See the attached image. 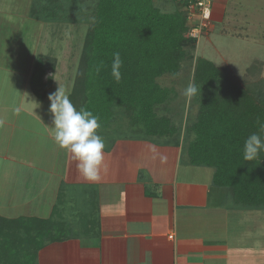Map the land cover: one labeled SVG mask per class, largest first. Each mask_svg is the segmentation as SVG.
Masks as SVG:
<instances>
[{"label":"crops","instance_id":"0c3cea01","mask_svg":"<svg viewBox=\"0 0 264 264\" xmlns=\"http://www.w3.org/2000/svg\"><path fill=\"white\" fill-rule=\"evenodd\" d=\"M247 1L233 0L230 7L232 0H213L212 12L220 13L223 26L226 22L246 33L254 26L263 29V8L257 10L259 24L237 11ZM21 25L9 16L7 35L0 30V73L15 76L19 86L24 83L23 90L36 96L30 83L32 51L29 39L21 37ZM261 64L264 70V60ZM5 92L0 88V95ZM24 110L21 97L19 103L0 99V139L6 142L0 148V215L46 218L57 210V218L72 219L66 239L38 251L39 264H263V229L255 224L261 219L231 204L228 189L213 183V168L190 163L183 143L148 136L111 139L104 149L108 170L90 181L80 174L71 153L55 144L49 115L34 113L51 141L47 150H36L34 143L11 145L22 119L9 113ZM31 158L33 164L26 162ZM62 182L84 193L73 199L77 191L72 195L64 187L60 195ZM13 208L18 210L13 216L4 215Z\"/></svg>","mask_w":264,"mask_h":264},{"label":"trees","instance_id":"16d2710c","mask_svg":"<svg viewBox=\"0 0 264 264\" xmlns=\"http://www.w3.org/2000/svg\"><path fill=\"white\" fill-rule=\"evenodd\" d=\"M62 2L66 3L46 0L42 11L54 14L53 8ZM182 3L186 6L187 0ZM189 27L184 11H161L152 0H96L82 49L80 67L85 69L69 99L102 124L119 105L132 112L131 121L141 124L145 136L174 137L177 130L171 119L154 111L171 95V88L157 78L178 71L188 49L195 46L197 39L187 34ZM116 51L123 60L118 83L110 67ZM43 66L42 59L35 60L30 76L40 99L47 87L41 83ZM193 75L203 100L187 128L193 135L185 144L190 163L213 168V183L227 188L236 204L264 207V152L253 161L243 159L244 140L258 132V118L264 122V93L261 97L254 88L225 81L220 68L203 57L197 58ZM56 211L48 218L0 215V264H37L45 244L66 239L67 225L55 217Z\"/></svg>","mask_w":264,"mask_h":264},{"label":"rangeland","instance_id":"374dc122","mask_svg":"<svg viewBox=\"0 0 264 264\" xmlns=\"http://www.w3.org/2000/svg\"><path fill=\"white\" fill-rule=\"evenodd\" d=\"M65 1L69 3L67 6H69L71 10L66 9V3L62 2L60 4L58 3L57 7L53 8L55 9V13L51 14L49 12L50 4L48 6V16L46 11H42L46 4V0H0V30H3V32L6 31V29L4 30V23L9 16L16 19L18 27L20 21H22L23 25L21 26L23 33H19H21V37L23 36L24 42L27 41V38L29 39V48L32 51V62L38 59H42V62H44V72L41 77V83L43 86H47L45 88L48 90L45 101L43 102L42 99L34 96L30 90H26V88L23 90L24 83L21 81L19 86L15 76L12 77L5 75L3 72L0 73V88L6 90L4 94L0 95V99L6 100L7 102L19 103L21 97L25 108L24 111H10L9 113L13 119H22L20 120L21 128L17 129V131L11 135V145L26 146V144L32 145L34 143L36 145V150L43 147L47 150L46 147L51 144V141L45 136L46 131L40 122L37 121L36 118L38 117H36L34 113H43L45 117L49 115L50 119H52V114L49 111L50 94L56 92L58 89H66L73 94V88L77 86L78 75L84 72L83 70L85 67L82 69L80 67L82 49L86 38V32L91 23L93 6L96 0ZM152 2L154 6L158 7L161 11H184L188 23L192 28L198 23L206 24V27L202 29L201 33L196 38L197 41L195 46L188 49V56L180 61L178 71L175 73H167L157 78L162 86L171 88V95L164 103L155 105L154 111L159 116L169 117L176 126L177 133L174 137H148L156 138L155 140L162 143L168 141L170 144L173 143L174 145L180 143L185 145L193 136L187 128L196 120L200 110L199 107L203 100L202 92L197 93L190 101L186 100L182 95L184 88L190 82H194L193 73L197 58L203 57L211 60L220 68L225 81H229L243 88H254L257 95L262 97L264 93V70L261 69V62L264 60V41L260 39L262 38L264 40L262 36L264 34V28L260 30L258 28L255 29L254 26V29L251 28V30L246 33L244 30L228 27L225 24L226 22L223 26L222 22L219 23L220 13L212 12L213 0H211L209 18L207 19L199 16L197 7L190 9L182 3V0H152ZM247 2L248 5L237 8V11L240 9L242 12L246 13L248 17L255 19L257 24L261 23V21L264 22L262 18L261 21L257 19V17H259V14L257 15V10L259 7L264 9V4H261L260 0H248ZM231 6H235L233 0L232 4H230V7ZM8 28H10V25H8ZM5 34L7 35V33ZM246 34L248 35L246 36ZM7 37L9 36H4L3 38L7 39ZM8 41L10 40L8 39ZM12 86L14 88H12ZM39 91L42 92L41 89H39ZM113 113V117L105 124L100 123L101 127L97 129V133L103 136L105 145L109 143V141H112L111 139L115 138L134 139L146 137L142 131L141 124L131 121V111H127L123 106L115 105L113 107ZM0 127H2V124H0ZM0 142V148L1 146L3 147L4 144L6 145V142H3L1 139ZM184 156H186L185 153ZM31 159L32 160H26V162L33 164L35 160H33L34 158ZM3 163L4 161L0 158V169H2ZM6 170L9 171L7 168ZM8 175L9 174H6L5 177ZM60 187L61 195L63 193V188L67 187L63 182L60 184ZM72 190L77 191L73 199H79L84 193L82 191L78 193V189H68V192L72 195ZM230 202L231 204L234 203L232 198ZM238 206L244 209V211L241 210V213L255 214V218L261 219L260 224L259 222L255 224L261 226L264 235V207L257 209L244 207L242 205ZM25 207L26 206H24V208ZM27 207L30 206L28 205ZM10 211L11 214H8L7 211V214L4 215L11 217L18 210L13 208ZM58 216L60 217V215ZM59 217L57 218L56 215L57 219H59ZM69 219L71 218L68 217L67 222L62 220L66 223L68 229L71 228L69 224H67ZM70 224L72 225L73 223L70 222ZM37 264L39 263L37 262Z\"/></svg>","mask_w":264,"mask_h":264},{"label":"clouds","instance_id":"9594fccd","mask_svg":"<svg viewBox=\"0 0 264 264\" xmlns=\"http://www.w3.org/2000/svg\"><path fill=\"white\" fill-rule=\"evenodd\" d=\"M123 60L118 51L113 52L111 60V76L118 83L122 79ZM200 89L195 82H190L182 95L190 101ZM70 92L58 89L50 94L49 111L52 114V138L55 144L71 153L72 159L80 174L87 180L98 181L101 173H106L105 141L97 133L101 127L99 117L90 110L81 107L79 110L69 99ZM258 132L247 136L243 143V159L253 161L264 152V122L257 119Z\"/></svg>","mask_w":264,"mask_h":264},{"label":"built area","instance_id":"2783aa9c","mask_svg":"<svg viewBox=\"0 0 264 264\" xmlns=\"http://www.w3.org/2000/svg\"><path fill=\"white\" fill-rule=\"evenodd\" d=\"M210 6H211V0H187L186 7H189L190 9H193L194 7H197L199 11V16L207 19L209 18V12H210ZM206 27L205 23L197 24L193 28L190 25V32L188 30V35L197 38L199 34L201 33L202 29Z\"/></svg>","mask_w":264,"mask_h":264}]
</instances>
